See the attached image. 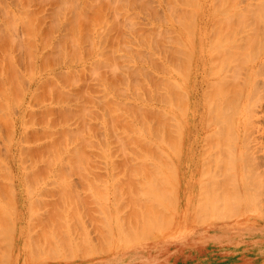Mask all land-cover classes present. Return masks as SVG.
I'll list each match as a JSON object with an SVG mask.
<instances>
[{
	"label": "rangeland",
	"instance_id": "rangeland-1",
	"mask_svg": "<svg viewBox=\"0 0 264 264\" xmlns=\"http://www.w3.org/2000/svg\"><path fill=\"white\" fill-rule=\"evenodd\" d=\"M113 1L0 0V35H3V38H0V80H3L0 83V100L5 104L4 108L6 106L3 110L0 107V263L46 264L59 261L73 256L74 246H91L92 250L95 235H101L102 253L106 256H123L128 260L138 258L146 261L151 256L149 247L156 241L184 243L189 249L193 243L212 240L215 233L222 231L223 234L235 238L239 244L235 247L226 243L211 245V252L218 257V263L264 264V173L261 174L260 171L264 165L259 166L258 163H264V0H115L114 3L117 4ZM95 6L98 7L94 9ZM99 7L103 12L97 10ZM94 12L103 16H92ZM6 25L9 26L8 29ZM83 25L88 28L85 29ZM75 27L79 29H74ZM10 38L12 40H8ZM29 41L31 47L26 44H29ZM71 42L74 44H70ZM57 44L60 47H57ZM153 46H156V49ZM101 47L105 49L101 50ZM106 52L112 53V56L108 54V57H105ZM147 54L151 58H148ZM30 62H33V67ZM124 65L126 66L123 67ZM131 67L133 69H129ZM181 70L183 74L180 75ZM101 71L104 74H101ZM72 78L78 81L74 82ZM103 78L107 80L105 83ZM109 78H112V81ZM170 82H174L180 90L176 89V92L173 89L175 86L172 88ZM143 85L146 87L141 89ZM14 90L18 92L15 93ZM14 94L17 97H13ZM19 94L22 96L18 99ZM170 94L171 99L168 98ZM230 106L233 109L229 108V112L227 108ZM221 107L231 113V118L230 115L228 118L233 120L234 126L231 121L229 125V122L224 120L227 115ZM213 109L218 110L219 120L223 121L222 124L227 123L228 128L225 127L226 124L223 125L225 129L222 128L218 118L216 122L214 117L217 115ZM220 110L225 114L223 120L221 115L219 116ZM133 112L135 116L132 115ZM9 122L14 126L11 127ZM217 129L225 132H220L222 138L216 133ZM248 130L249 135H244ZM171 131L173 133H170ZM251 131L253 132L249 137ZM168 134L172 136L170 139ZM209 136L210 139H207ZM245 136L248 139L244 141ZM229 140H232L230 144ZM225 143L230 147L225 148ZM53 145L59 148V152L56 151L57 148L53 149ZM155 146L160 151L157 152ZM229 153L232 154L230 155L234 162L229 160L233 159L227 155ZM253 155L254 160L251 159ZM217 156L220 158L217 159ZM256 157L261 160L254 164L255 169L256 166L263 168L258 170L257 167L254 173L252 166ZM248 158L250 162L253 161L252 164H247ZM223 160H227L223 162L225 167L235 164V167L231 165L227 174L222 173L225 171L223 169H226L222 164ZM227 162L232 163L226 166ZM244 164H250L251 169L250 165L245 168ZM241 166L250 172L247 170L245 173ZM76 167L90 169L87 176L92 181L88 179L84 183L76 184L72 174ZM99 168L103 173L101 180L98 174L94 173ZM231 169L233 172H229ZM2 173L6 175L2 176ZM254 174L260 180H257ZM95 175L98 176L96 180ZM4 176H7L8 180L3 178ZM234 176L236 179H233ZM247 176H250L249 179ZM248 182L252 184V188ZM95 185L98 188H95ZM2 194L6 200L2 198ZM12 202L14 205H11ZM136 202H140V205ZM202 204L205 208H202ZM162 209L166 210L163 212ZM3 210L6 215L2 213ZM53 211L57 215H53ZM215 215L216 219H223L216 220ZM219 215H225L226 218ZM101 216L106 220L100 218ZM164 221L166 226H163ZM123 225L126 228L123 229ZM143 225L146 229L149 228L148 232ZM108 229L113 233H109ZM127 230L131 234H128ZM53 246H57V249ZM170 248L172 254L178 251L179 245L175 244ZM207 252L209 255L210 252ZM183 255L190 260L200 253L191 249L188 254ZM183 262L185 263L179 261L177 264H184Z\"/></svg>",
	"mask_w": 264,
	"mask_h": 264
},
{
	"label": "bare ground",
	"instance_id": "bare-ground-1",
	"mask_svg": "<svg viewBox=\"0 0 264 264\" xmlns=\"http://www.w3.org/2000/svg\"><path fill=\"white\" fill-rule=\"evenodd\" d=\"M112 1H113V0H112ZM114 1H115V0H114ZM114 1H113V3H114ZM110 2H111V1H110ZM116 2H117V0H116ZM116 2H115V3H116ZM118 2H121V0L118 1ZM125 2H126V1H125ZM93 3H94V2H93ZM93 3H92V4H93ZM115 3H114V4H115ZM97 4L99 5V3H97ZM116 4H117V3H116ZM119 4H120V3H119ZM119 4H118V5H119ZM125 4H126V3H125ZM93 5H94V4H93ZM93 5H92V6H93ZM129 5H130V4H129ZM19 6H20V5H19ZM86 6H87V5H86ZM92 6L89 8L90 10H91ZM121 6H122V4H121ZM123 6H124V4H123ZM96 7H98V6H95L94 9H96ZM85 8H86V7H85ZM99 8H100V9H97V10L103 12V11L101 10V7H99ZM113 8H114V7H113ZM121 8H122V7H121ZM94 9H93V10H94ZM102 9H103V8H102ZM82 10H83V9H82ZM105 10H106V9H105ZM111 10H112V7H111ZM122 10H123V9H122ZM122 10H121V11H122ZM124 10H125V9H124ZM124 10H123V11H124ZM127 10H128V9H127ZM3 11H4V10H3ZM84 11H85V10H84ZM99 11H98V12H99ZM113 11H114V10H113ZM115 11H116V10H115ZM98 12H94V14H92V16H93V15H94V16H97V15H98V17H99V15H100L99 13H100V12H99V13H98ZM86 13H87V12H86ZM105 13H106V12H105ZM84 15H85V14H84ZM105 15H106V14H105ZM79 16H80V15H79ZM102 16H103V15H102ZM102 16L100 15V17H102ZM80 18H81V16H80ZM83 18H84V17H83ZM91 18H93V17H91ZM94 18L96 19V17H94ZM113 18H114V17H113ZM127 18H130V17H127ZM60 19H61V18H60ZM77 19H78V16H77ZM87 19H89V18L87 17ZM109 19H110V18H109ZM79 20H80V19H79ZM91 20H93V19H91ZM96 20H97V19H96ZM98 20H99V19H98ZM103 20H105V19H103ZM103 20H102V21H103ZM80 21H81V20H80ZM93 21H94V20H93ZM107 21H108V20H107ZM107 21H106V22H107ZM112 21H113V20H112ZM114 21H115V20H114ZM116 21H117V20H116ZM116 21H115V22H116ZM83 22H84V21H83ZM109 22H110V21H109ZM115 22H114V23H115ZM4 23H5V21H4ZM33 23H34V22H33ZM84 23H85V22H84ZM87 23H90V22H87ZM80 24H81V23H80ZM92 24H93V23H92ZM92 24H91V25H92ZM108 24H109V23H108ZM85 25L88 26V24H85ZM89 25H90V24H89ZM6 26H7V29H8L9 26H8V25H6ZM53 26H54V25H53ZM79 26H80V25H79ZM79 26H78V27H79ZM83 26H84V25H83ZM87 26H86V27H87ZM111 26H113V25L111 24ZM122 26H123V25H122ZM129 26H130V25H129ZM134 26H135V25H134ZM86 27L84 26L85 29H86ZM88 27H89V26H88ZM88 27H87V28H88ZM90 27H91V26H90ZM94 27H95V26H94ZM126 27H127V26H126ZM1 28H2V27H1ZM79 28H80V27H79ZM79 28L75 27L74 29H79ZM81 28L83 29V27H81ZM100 28H101V27H100ZM108 28H109V27H108ZM122 28H123V27H122ZM123 29H125V28H123ZM0 30H2V29H0ZM26 30H27V29H26ZM99 30H100V29H99ZM84 31H85V30H84ZM0 32H1V31H0ZM163 32H164V30H163ZM28 33H29V31H28ZM79 33H80V32H79ZM84 33H85V32H84ZM95 33H96V32H95ZM109 33H110V31H109ZM124 33H125V32H124ZM168 33H169V31H168ZM1 34H2V33H1ZM3 34H4V33H3ZM81 34H82V33H81ZM96 34H97V33H96ZM125 34H126V33H125ZM189 34H190V33H189ZM79 35H80V34H79ZM85 35H86V34H85ZM132 35H133V34H132ZM163 35H164V34H163ZM163 35H162V37H163ZM167 35H168V34H167ZM5 36H6V35H5ZM86 36H87V35H86ZM1 37L3 38V35H0V38H1ZM81 37H82V36H81ZM100 37H101V36H100ZM43 38H44V37H43ZM43 38H42V39H43ZM84 38H86V37H84ZM139 38H140V37H139ZM139 38H138V40H139ZM154 38H155V36H154ZM164 38H165V35H164ZM164 38H163V39H164ZM81 39H82V38H81ZM108 39H109V41H110L111 37L108 38ZM114 39H115V38H114ZM114 39H113V40H114ZM122 39H123V38H121V40H122ZM151 39H152V38H151ZM151 39H150V40H151ZM163 39H162V40H163ZM167 39H168V38H167ZM178 39H179V38H178ZM178 39H177V40H178ZM5 40H6V39H5ZM8 40H12V39L10 38V39H8ZM8 40H7V41H8ZM43 40H44V39H43ZM106 40H107V39H106ZM130 40H131V39H130ZM138 40H137V41H138ZM155 40H157V39H155ZM159 40H161V38H160ZM164 40H165V39H164ZM177 40H176V41H177ZM1 41H3V40H1ZM71 41H72V40H71ZM90 41H91V39H90ZM167 41H169V40H167ZM3 42H4V41H3ZM5 42H6V41H5ZM44 42H45V40H44ZM44 42H43V43H44ZM64 42H65V41H64ZM72 42H73V41H72ZM72 42H71L70 44H74V43H72ZM77 42H78V41H77ZM92 42H93V39H92ZM100 42L102 43V41H100ZM103 42H105V39H104V38H103ZM111 42H112V41H111ZM119 42H120V41H119ZM129 42H130V41H129ZM156 42H158V40H157ZM156 42H155V44H156ZM9 43H10V42H9ZM46 43H47V42H46ZM62 43H63V40H62ZM93 43H94V42H93ZM112 43H113V42H112ZM114 43H115V41H114ZM122 43H123V42H122ZM136 43H137V42H136ZM152 43H153V42H152ZM179 43H182V42H179ZM5 44H7V43H5ZM13 44H14V43H13ZM26 44L29 45V46L31 47V45H30V41H29V44H28V42H27ZM60 44H61V43H60ZM63 44H64V46H65V43H63ZM106 44H107V43H106ZM109 44H110V43H109ZM132 44H133V42L131 43V45H132ZM139 44H140V43H139ZM143 44H144V43H143ZM164 44H166L165 41H164ZM0 45H1V44H0ZM35 45H36V44H35ZM43 45H44V44H43ZM45 45H46V44H45ZM99 45H100V44H99ZM107 45H108V44H107ZM147 45H148V44H147ZM1 46H2V45H1ZM87 46H89V44H87ZM120 46H121V43H120ZM143 46H144V45H143ZM183 46H184V44H183ZM25 47H26V46H25ZM33 47H34V46H33ZM33 47H32V48H33ZM55 47H56V45H55ZM57 47H60V46H58V44H57ZM77 47H78V46H77ZM104 47H105V46H104ZM125 47H126V46H125ZM129 47H130V46H129ZM153 47H154V46H153ZM160 47L162 48V46H160ZM171 47H172V46H171ZM179 47H180V46H179ZM61 48H62V47H61ZM75 48H76V47H75ZM75 48H74V50H75ZM90 48H91V47H90ZM96 48H97V47H96ZM121 48H122V47H121ZM130 48H131V47H130ZM154 48L156 49V46H155ZM161 48H160V49H161ZM165 48H166V46H165ZM34 49H35V48H34ZM57 49H58V48H57ZM102 49H103V48L101 47V50H102ZM104 49H105V48H104ZM104 49H103V50H104ZM108 49H109V47H108ZM115 49H116V48H115ZM131 49H132V48H131ZM162 49H163V48H162ZM26 50H27V49H26ZM61 50H62V49H61ZM110 50H111V49H110ZM113 50H114V49H113ZM169 50H170V49H169ZM177 50H178V49H177ZM186 50H187V49H186ZM4 51H5V50H4ZM62 51H63V50H62ZM64 51H65V50H64ZM108 51H109V50H108ZM111 51H112V50H111ZM118 51H119V50H118ZM123 51H124V50H123ZM172 51H173V50H172ZM179 51L181 52V50H179ZM115 52H116V50H115ZM115 52H114V53H115ZM141 52H142V51H141ZM166 52H167V51H166ZM174 52H176L175 49H174ZM3 53H4V52H3ZM65 53H66V51H65ZM129 53H130V52H129ZM133 53H134V52H133ZM102 54L104 55L103 52H102ZM106 54H107V52H106ZM106 54H105V55H106ZM108 54H109V53H108ZM108 54H107V56H105V57H108ZM111 54H112V53H111ZM111 54H109V55H111ZM131 54H132V53H131ZM134 54H135V53H134ZM134 54H133V56H135L136 54H138V56L140 55V54L137 53V52H136L135 55H134ZM176 54H177V53H176ZM183 54H184V52H183ZM147 55H148V54H147ZM150 55H151V54H150ZM165 55H166V54H165ZM165 55H164V56H165ZM185 55H187V53H186ZM9 56H11V55H9ZM111 56H112V55H111ZM113 56H114V55H113ZM140 56H141V55H140ZM154 56H155V55H154ZM169 56L171 57L172 54L169 55ZM49 57H51V56H49ZM102 57H103V56H102ZM109 57H110V56H109ZM147 57L149 58L150 56L148 55ZM161 57H162V54H161ZM187 57H188V56H187ZM6 58H7V57H6ZM8 58H9V57H8ZM8 58H7V59H8ZM45 58H46V57H45ZM45 58H44V59H45ZM57 58H58V57H57ZM103 58H104V57H103ZM123 58H124V57H123ZM128 58H129V57H128ZM150 58H151V57H150ZM184 58H185V57H184ZM9 59H10V58H9ZM11 59H12V56H11ZM44 59H43V60H44ZM46 59H47V58H46ZM50 59H51V58H50ZM52 59H53V58H52ZM55 59H56V58H55ZM70 59H71V58H70ZM118 59H119V57H118ZM146 59H147V58H146ZM172 59H173V58H172ZM178 59H180V57H179ZM178 59H177V60H178ZM56 60H57V59H56ZM108 60H109V58H108ZM114 60L116 61V59H114ZM119 60H120V59H119ZM125 60H127V59H125ZM130 60H131V58H130ZM140 60H141V59H140ZM155 60H156V59H155ZM185 60H186V59H185ZM0 61H1V60H0ZM5 61H6V60H5ZM51 61H52V60H51ZM53 61H54V60H53ZM53 61H52V62H53ZM71 61H72V60H71ZM121 61H122V60H121ZM128 61H129V60H128ZM135 61H136V60H135ZM142 61H143V60H142ZM173 61H174V60H173ZM173 61H172V62H173ZM43 62L45 63V61H43ZM96 62H97V61H96ZM104 62H105V61H104ZM104 62H101V63L103 64ZM150 62H151V59H150ZM156 62H157V61H156ZM159 62H160V61H159ZM169 62H170V61H169ZM175 62H177V61H175ZM179 62H180V61H179ZM30 63H31L30 65L33 67V62H30ZM49 63H50V61H49ZM113 63H114V62H113ZM113 63H112V64H113ZM116 63H117V61H116ZM118 63H120V62H118ZM122 63H123V61H122ZM188 63H189V62H188ZM52 64H53V63H52ZM94 64H95V63H94ZM106 64H107V63H106ZM123 64H124V63H123ZM126 64H127V63H126ZM170 64H171V63H170ZM173 64H174V63H173ZM175 64H176V63H175ZM41 65H42V64H41ZM44 65H45V64H44ZM50 65H51V64H50ZM53 65H54V64H53ZM56 65H57V64H56ZM116 65H117V64H116ZM118 65H119V64H118ZM181 65H182V64H181ZM28 66H29V65H28ZM31 66H30V67H31ZM95 66H96V64H95ZM95 66L93 65V67H95ZM98 66H99V63H98ZM119 66H120V65H119ZM125 66H126V65H124L123 67H125ZM160 66H161V65H160ZM186 66H187V65H186ZM47 67H48V66H47ZM132 67H133V66H132ZM132 67L129 68V69H133ZM151 67H152V66H151ZM155 67H156V66H155ZM161 67H162V66H161ZM176 67H178V65H177ZM1 68H2V67H1ZM14 68H15V67H14ZM18 68H19V67H18ZM45 68H46V66H45ZM50 68H51V67H50ZM98 68H99V67H98ZM29 69H30V68H29ZM43 69H44V67H43ZM123 69H124V68H123ZM156 69H157V68H156ZM162 69H163V68H162ZM177 69H178V68H177ZM4 70H5V69H4ZM44 70H45V69H44ZM84 70H85V69H84ZM84 70H82V72H83ZM88 70L90 71V69H88ZM91 70H92V69H91ZM97 70H98V69H97ZM7 71H8V70H7ZM23 71H24V70H23ZM25 71H26V70H25ZM28 71H29V70H28ZM99 71H100V70H99ZM175 71H176V70H175ZM178 71H179V70H177L176 72H178ZM181 71H182V70H181ZM9 72H10V70L8 71V73H9ZM12 72H13V71H12ZM12 72H11V73H12ZM135 72H137V71L135 70ZM135 72H133V73L135 74ZM139 72H140V69H139ZM143 72H145V71H143ZM149 72H150V70H149ZM168 72H169V71H168ZM31 73H32V72H31ZM41 73H42V72H41ZM41 73H40V74H41ZM102 73H103V72L101 71V74H102ZM133 73H132V74H133ZM5 74H6V73H5ZM93 74H94V73H93ZM103 74H104V73H103ZM105 74H107V73H105ZM134 74H133V75H134ZM178 74H179V73H178ZM181 74H183V71L180 73V75H181ZM1 75H2V74H1ZM73 75H74V74H73ZM76 75H77V74H76ZM111 75H112V74H111ZM113 75H114V74H113ZM113 75H112V76H113ZM137 75L139 76V74H137ZM137 75H136V77H138ZM140 75H141V74H140ZM144 75H145V74H144ZM8 76H10V75L8 74ZM58 76H59V75H57V77H58ZM74 76H75V75H74ZM79 76H80V75H79ZM105 76H106V75H105ZM112 76H111V77H112ZM186 76H187V75H186ZM11 77H12V75H11ZM61 77H62V75H61ZM142 77H143V76H142ZM62 78H63V77H62ZM122 78H123V77H122ZM144 78H145V77H144ZM147 78H148V76H147ZM183 78H185V77L183 76ZM5 79H6V78H5ZM48 79H49V78H48ZM50 79H51V78H50ZM103 79H104V78H103ZM109 79L111 80L112 78H109ZM136 79H137V78H136ZM7 80H8V77H7ZM22 80H23V79H22ZM46 80H47V79H46ZM58 80H59V79H58ZM61 80H62V79H61ZM64 80H66V79L64 78ZM73 80H74V78H72V81H73ZM76 80H77V79H76ZM76 80H74V82H75ZM101 80H102V79H101ZM123 80H124V79H123ZM162 80H163V79H162ZM166 80H167V79H166ZM1 81L3 82V80H0V83H1ZM17 81H18V80H17ZM62 81H63V80H62ZM72 81H71V82H72ZM77 81H78V80H77ZM99 81H100V80H99ZM103 81H104V83H105V81H107V80L104 79ZM111 81H112V80H111ZM128 81H129V80H128ZM108 82H109V81H108ZM119 82H120V81H119ZM138 82H140V81L138 80ZM145 82H146V81H145ZM152 82H153V81H152ZM161 82H162V81H161ZM175 82H176V81H175ZM13 83H14V82H13ZM50 83H51V82H50ZM52 83H53V81H52ZM54 83H55V82H54ZM99 83H100V82H99ZM106 83H107V82H106ZM111 83H112V82H111ZM111 83H110V84H111ZM122 83H125V84H126V82H122ZM127 83H128V82H127ZM155 83H156V82H155ZM155 83H154V84H155ZM9 84H10V83H9ZM14 84H16V83H14ZM74 84H76V83H74ZM74 84H73V85H74ZM97 84H98V83H97ZM108 84H109V83H108ZM125 84H124V85H125ZM141 84H142V82H141ZM143 84H144V83H143ZM166 84H167V83H166ZM170 84H172V88H173V86H175V88H173V89H175V91H176V89L178 88V86L176 87V85L174 84V82H173V83L170 82ZM67 85H68V84H67ZM73 85H72V86H73ZM120 85H121V84H120ZM128 85H129V84H128ZM144 85H145V84H144ZM144 85L142 86L143 88H141V89H144V87H146V86H144ZM125 86H126V85H125ZM133 86H134V85H133ZM10 87H11V86H10ZM13 87H15V86L13 85ZM111 87H112V85H111ZM131 87H132V86H131ZM151 87H152V86H151ZM157 87H158V86H157ZM42 88H43V87H42ZM54 88H55V87H54ZM56 88H57V87H56ZM58 88H59V87H58ZM114 88H115V87H114ZM114 88H113L112 90H114ZM128 88H129V87H128ZM132 88H134V87H132ZM160 88H161V87H160ZM160 88H158V89H160ZM162 88H163V87H162ZM169 88H170V86H169ZM11 89H12V88H11ZM11 89H10V91H11ZM15 89H16V88H15ZM40 89H41V88H40ZM134 89H135V88H134ZM155 89H156V88H155ZM164 89H165V87H164ZM17 90H18V89H17ZM129 90H130V89H129ZM179 90H180V88L177 89V91H179ZM15 91H16V90H14V92H15ZM36 91H37V89H36ZM38 91H39V90H38ZM101 91H103V90H101ZM109 91H110V90H109ZM127 91H128V90H127ZM160 91H161V90H160ZM177 91H176V92H177ZM4 92H5V91H4ZM17 92H18V91H16L15 93H17ZM138 92H139V91H138ZM176 92H175V93H176ZM180 92H182V91H180ZM229 92H230V91H229ZM0 93H1V92H0ZM11 93H12V92H11ZM136 93H137V91H136ZM155 93H156V91H155ZM155 93H154V95H156ZM182 93H183V92H182ZM182 93H181V94H182ZM226 93H227V92H226ZM1 94H2V93H1ZM5 94H6V93H5ZM38 94H39V93H38ZM84 94H85V92H84ZM147 94H148V93H147ZM160 94H161V93H160ZM160 94H159V95H160ZM230 94H233V93L230 92ZM6 95H7V94H6ZM27 95H28V94H27ZM34 95H36V94H34ZM105 95H106V94H105ZM170 95H171V94H170ZM173 95H174V94H173ZM223 95H225V94L223 93ZM236 95H237V94H236ZM236 95H235V97H236ZM3 96H4V95H2V97H3ZM11 96H12V95H11ZM14 96H16V95L14 94L13 97H14ZM21 96H22V94H21V95L19 94L18 99L21 98ZM41 96H42V95H41ZM86 96H87V95H86ZM157 96H158V94H157ZM160 96H161V95H160ZM184 96H185V95H184ZM216 96H217V94H216ZM218 96H219V95H218ZM5 97H6V96H5ZM5 97H4V100H5ZM16 97H17V96H16ZM16 97H15V98H16ZM34 97H36V96H34ZM90 97H91V96H90ZM102 97H103V96H102ZM102 97H101V98H102ZM106 97H107V95H106ZM106 97H105V98H106ZM139 97H140V95H139ZM162 97H163V96H162ZM170 97H172V95L169 96L168 98L171 99ZM231 97H232V96H231ZM0 98H1V97H0ZM40 98H41V97H40ZM173 98H174V96H173ZM173 98H172V99H173ZM175 98H179V97H175ZM185 98H186V97H185ZM185 98H184V99H183V98H180V99L185 100ZM223 98H224V97H223ZM226 98H228V97L226 96ZM233 98H234V96H233ZM1 99H2V98H1ZM32 99H33V98H32ZM34 99H35V98H34ZM65 99H66V98H65ZM67 99H69V98H67ZM102 99H103V98H102ZM169 99H168V101H169ZM209 99H210V98H209ZM234 99H235V98H234ZM6 100H7V99H6ZM13 100H15V99H13ZM35 100H37V97H36ZM38 100H39V99H38ZM163 100H164V99H163ZM246 100H247V99H246ZM40 101H41V99H40ZM40 101H39V102H40ZM68 101H69V100H68ZM108 101H109V100H108ZM161 101H162V100H161ZM209 101H210V100H209ZM211 101H212V98H211ZM237 101H238V100H237ZM11 102H12V101H11ZM105 102H106V101H105ZM183 102H184V101H183ZM185 102H186V101H185ZM227 102H228V100H227ZM234 102H235V101H234ZM41 103H42V102H41ZM44 103H45V102H44ZM61 103H62V102H61ZM111 103H112V102H111ZM206 103H207V102H206ZM14 104H16V103L14 102ZM14 104H13V106H16V105H14ZM42 104H43V103H42ZM165 104H166V103H165ZM215 104H216V103H215ZM224 104H225V102H224ZM228 104H229V103H228ZM230 104H231V103H230ZM232 104H233V103H232ZM4 105H5V104L3 103V101L0 100V107H1V110H3ZM115 105H116V104H115ZM169 105H171V104H169ZM178 105H180V104H178ZM74 106H76V105H74ZM119 106H120V105H119ZM172 106H173V105H172ZM214 106H215V105H213V107H214ZM221 106H222V105H221ZM227 106H228V105H227ZM227 106H226V107H227ZM235 106H236V105H235ZM173 107H174V106H173ZM15 108H16V107H15ZM63 108H64V107H63ZM141 108H142V107H141ZM174 108H175V107H174ZM176 108H178V107L176 106ZM184 108H185V106H184L182 109L184 110ZM229 108H231V106L227 108L228 111L230 110ZM248 108H249V107H248ZM4 109H6V106H5ZM13 109H14V107H13ZM68 109H69V108H68ZM182 109H181V110H182ZM186 109H187V108H186ZM215 109H216V106H215ZM215 109H213V110L216 111ZM223 109H224V108L221 107V110H223ZM231 109H233V107H232ZM245 109H246V108H245ZM60 110H61V109H60ZM65 110H66V109H65ZM118 110H119V109H118ZM156 110H157V109H156ZM213 110H212V111H213ZM221 110H220V113H221V114L219 113V116L221 115L220 118H222V120H223V119H224V118H223V117H224L223 115L226 114L227 116H225V117H226L227 119H224V120H225L226 122H229V125H230V121H231V120L228 118V115H230V118H231V113H227V111H225V110H226V108H225V109H224V113H225V114H222L223 111H221ZM249 110H250V109H249ZM14 111H15V110H14ZM14 111H13V112H14ZM42 111H44V110H42ZM42 111H41V112H42ZM66 111H68V110H66ZM217 111H218V110H217ZM217 111H216V115H217V113H218ZM59 112H60V111H59ZM122 112H123V111H122ZM134 112H135V111H134ZM134 112H133V114H132L133 116H135V115H134ZM153 112H155V110H154ZM229 112H230V111H229ZM238 112H239V111H238ZM43 113H44V112H43ZM57 113H58V111H57ZM62 113H63V112H62ZM91 113H92V112H91ZM129 113H130V111H129ZM249 113H250V112H249ZM0 114H1V113H0ZM40 114H41V113H40ZM67 114H68V113H67ZM93 114H94V112H93ZM93 114H92V115H93ZM106 114H107V113H106ZM111 114H112V113H111ZM140 114H141V113H140ZM156 114H157V112H156ZM181 114H182V113H181ZM214 114H215V113H214ZM235 114H236V113H235ZM87 115H89V114H87ZM90 115H91V114H90ZM128 115H129V114H128ZM132 115H131V116H132ZM149 115H150V113H149ZM216 115H215V116H216ZM1 116H2V115H1ZM6 116H7V115H6ZM38 116H40V115H38ZM62 116L64 117V115H62ZM78 116H79V115H78ZM78 116H77V117H78ZM150 116H151V115H150ZM152 116H153V115H152ZM154 116H155V115H154ZM232 116H233V115H232ZM79 117H80V116H79ZM115 117H116V116H115ZM159 117H160V116H159ZM159 117H158V118H159ZM165 117H166V116H165ZM167 117H168V116H167ZM167 117H166V118H167ZM234 117H235V116H234ZM18 118H19V117H18ZM34 118H35V117H34ZM44 118H45V117H44ZM101 118H102V117H101ZM111 118H112V116H111ZM133 118H134V117H133ZM214 118L216 119V122H217L218 115H217V117H214ZM2 119H3V118H2ZM58 119H59V118H58ZM63 119H64V118H63ZM77 119H78V118H77ZM104 119H105V116H104ZM127 119H128V118H127ZM32 120H33V119H32ZM34 120H35V119H34ZM45 120H46V119H45ZM59 120H60V119H59ZM65 120H66V119H65ZM102 120H103V118H102ZM107 120H109V119H107ZM112 120H113V119H112ZM128 120H129V119H128ZM159 120H160V119H159ZM218 120H219V118H218ZM0 121H1V120H0ZM25 121H26V120H25ZM62 121H64V120H62ZM78 121H79V120H78ZM99 121H100V120H99ZM109 121H110V120H109ZM156 121H157V120H156ZM165 121H166V120H165ZM219 121H220V120H219ZM225 121H224V122H225ZM232 121H233V120H232ZM232 121H231V122H232ZM13 122H14V121H13ZM59 122H60V121H59ZM222 122H223V121H222ZM222 122H221V121L219 122V123H221V124H219V125H221L222 128H224L223 125H225V124H226L225 127H227V128L229 127L227 123H223V124H222ZM28 123H31V122L28 121ZM36 123H37V122H36ZM46 123H47V120H46ZM112 123H113V122H112ZM157 123H158V122H157ZM213 123H214V120H213ZM9 124H10V122H9ZM97 124H98V123H97ZM168 124H169V123H168ZM232 124H233V122H232ZM250 124H251V123H250ZM10 125H11V124H10ZM24 125H25V124H24ZM28 125H29V124H28ZM35 125H36V124H35ZM215 125H216V124H215ZM217 125H218V124H217ZM219 125H218V127H220ZM13 126H14V125H11V127H13ZM25 126H27V125H25ZM232 126H234V124H233ZM249 126H250V125H249ZM15 127H17V126H15ZM109 127H110V126H109ZM112 127H113V126H112ZM246 127H247V126H246ZM181 128H182V127H181ZM239 128H240V127H239ZM6 129H7V128H6ZM14 129H15V128H14ZM219 129H220V128H219ZM219 129H217V132H216V131H215V132H216V133L219 135V137H220V136H221V135H220V132H221L220 130H221V129H220V130H219ZM224 129H225V128H224ZM231 129H233V127H232ZM247 129H248V127H247ZM7 130H8V129H7ZM17 130H18V129H17ZM228 130H229V129H228ZM228 130H227V131H228ZM249 130H250V129H249ZM249 130H248V132H246V131H247V130H246V131H245L246 134H245V133H243V134L248 136V135H249V134H248V133H249ZM252 130H253V129H252ZM32 131H33V130H32ZM51 131H52V130H51ZM82 131H83V130H82ZM112 131H113V130H112ZM218 131H219V132H218ZM222 131H223V130H222ZM224 131H225V130H224ZM231 131H232V130H231ZM231 131H230V132H231ZM253 131H254V130H253ZM253 131L250 132V136H249V137H251V134H252ZM0 132H1V130H0ZM14 132H15V130H14ZM34 132H35V131H34ZM37 132H38V131H37ZM42 132L44 133V131H42ZM42 132H41V133H42ZM45 132H46V131H45ZM64 132H65V134H66V131H64ZM152 132H153V131H152ZM166 132H167V130H166ZM168 132H169V130H168ZM232 132H233V131H232ZM263 132H264V131H263ZM8 133H9V132H8ZM25 133H26V132H25ZM38 133H39V132H38ZM43 133H42V134H43ZM49 133H50V130H49ZM49 133H48V134H49ZM54 133H55V132H54ZM103 133H104V132H103ZM116 133H117V132H116ZM120 133H121V132H120ZM170 133H173V132L171 131ZM222 133H223V132H221V134H222ZM224 133H225V132H224ZM224 133H223V134H224ZM227 133H228V132H226V135H227ZM16 134H17V133H16ZM36 134H37V133H36ZM45 134H46V133H45ZM61 134H62V133H61ZM61 134H60V135H61ZM69 134H70V132H69ZM81 134H82V133H81ZM153 134H154V133H153ZM159 134H160V133H159ZM241 134H242V133H241ZM254 134H255V133H254ZM43 135H44V134H43ZM43 135H42V136H43ZM49 135H50V134H49ZM58 135H59V134H58ZM58 135H57V136H58ZM67 135H68V134H67ZM93 135H94V134H93ZM114 135H115V134H114ZM123 135H124V134H123ZM228 135H229V134H228ZM231 135H232V134H231ZM233 135H234V134H233ZM11 136H12V135H11ZM51 136H52V135H51ZM109 136H110V135H109ZM224 136H225V135H224ZM8 137H9V135H8ZM15 137H16V136H15ZM27 137H28V136H27ZM60 137H61V139H63L62 136H60ZM72 137H73V136H72ZM72 137H71V138H72ZM114 137H116V136H114ZM120 137H121V136H120ZM157 137H158V136H156V138H157ZM169 137H172V136H169V134H168V139H170ZM222 137H223V136H222ZM222 137H220V138H222ZM232 137H233V136H231V138H232ZM6 138H7V137H6ZM39 138H40V137H39ZM50 138H52V137H50ZM56 138H57V137H56ZM58 138H59V137H58ZM58 138H57V139H58ZM128 138H129V137H128ZM132 138H133V137H132ZM138 138H140V137H138ZM163 138H164V137H163ZM234 138H235V137H234ZM47 139H48V138H47ZM53 139H54V138H52V140H53ZM159 139H160V138H159ZM161 139H162V138H161ZM171 139H172V138H171ZM173 139H174V136H173ZM176 139H178V138H176ZM207 139H210V136H209V138L207 137ZM223 139H224V138H223ZM223 139H221V140H223ZM226 139L228 140L229 138L226 136ZM245 139H248V137L246 138V136H245V138H244L243 140L245 141ZM39 140H40V139H39ZM39 140H38V141H39ZM74 140H75V139H74ZM81 140H82V139H81ZM126 140H127V139H126ZM134 140H135V139H134ZM227 140H226V141H227ZM233 140H234V139H233ZM16 141H17V140H16ZM28 141H29V140H28ZM97 141H98V140H97ZM103 141H104V140H103ZM123 141H124V140H123ZM149 141H150V140H149ZM219 141H220V140H219ZM223 141H224V140H223ZM226 141H225V142H226ZM229 141H230V140H229ZM231 141H232V140H231ZM231 141L228 142V143L230 144ZM47 142H49V141L47 140ZM75 142H76V141H75ZM77 142H78V141H77ZM87 142H88V140H87ZM112 142H113V141H112ZM117 142H118V141H117ZM128 142H129V141H128ZM128 142H127V143H128ZM159 142H160V141H159ZM234 142H235V141H234ZM6 143H7V142H6ZM10 143H11V142H10ZM13 143H14V142H13ZM26 143H27V142H26ZM49 143H50V142H49ZM62 143L64 144V141H63ZM115 143H116V142H115ZM127 143H125V144L127 145ZM164 143H165V142H164ZM166 143H167V142H166ZM169 143H170V142H169ZM232 143H233V142H232ZM53 144H54V143H53ZM63 144H62V145H63ZM89 144H90V143H89ZM111 144H113V143H111ZM225 144H226V143H225ZM229 144H228V146L230 147ZM26 145H27V144H26ZM56 145H57V144H56ZM62 145H61V146H62ZM76 145H77V144H76ZM92 145H93V144H92ZM118 145H119V144H118ZM120 145H121V144H120ZM120 145H119V146H120ZM128 145H129V143H128ZM148 145H149V144H148ZM165 145H166V144H165ZM231 145H232V144H231ZM63 146H65V145H63ZM78 146H79V145H78ZM80 146H81V145H80ZM82 146H83V145H82ZM119 146H118V148H121V147H119ZM153 146H154V145H153ZM224 146H227V144L224 145ZM228 146L225 147V148H228ZM155 147H156V146H155ZM219 147H220V143H219ZM232 147H233V146H232ZM28 148H29V147H28ZM38 148H39V147H38ZM56 148H57V149H56ZM61 148H62V147H60V150H61ZM80 148H81V147H80ZM88 148H89V145H88ZM93 148H94V147H93ZM147 148H148V147H147ZM151 148H153V147H151ZM217 148H218V146H217ZM222 148H223V147H222ZM244 148H245V147H244ZM249 148H250V146H249ZM30 149H31V148H30ZM42 149H43V148H42ZM53 149H56V151H57L59 148H58L57 146L54 147V145H53ZM65 149H68V148L65 147ZM156 149H157V147H156ZM45 150H46V149H45ZM62 150H63V149H62ZM77 150H78V149H77ZM79 150H81V149H79ZM86 150H88V149H86ZM153 150H154V149H153ZM231 150H232V149H231ZM3 151H4V149H3ZM21 151H22V149H21ZM54 151H55V150H54ZM63 151H66V150H63ZM119 151H120V150H119ZM156 151L158 152V151H160V150L157 149ZM218 151L220 152V149H218ZM233 151H235V150H233ZM233 151H232V152H233ZM245 151H246V150H245ZM4 152H5V151H4ZM43 152H44V151H43ZM48 152H49V150H48ZM58 152H59V150H58ZM76 152H77V151H76ZM82 152H85V151H82ZM127 152H128V151H127ZM152 152H153V151H152ZM157 152H156V154H158ZM221 152H222V151H221ZM225 152H226V151H225ZM229 152H230V151H229ZM41 153H42V152H41ZM50 153H51V152H50ZM67 153H68V152H67ZM77 153H80V152L78 151ZM77 153H75V154H77ZM87 153H88V152H87ZM94 153H95V152H94ZM121 153H122V152H121ZM124 153H125V152H124ZM226 153H227V152H226ZM233 153H234V152H233ZM244 153H245V152H244ZM248 153H250V152H248ZM69 154H70V153H69ZM69 154H68V155H69ZM125 154H126V153H125ZM153 154H154V153H153ZM159 154H160V152H159ZM159 154H158V155H159ZM161 154H162V153H161ZM168 154H169V153H168ZM224 154H225V153H224ZM230 154H231V153H229V154H227V155H229V157H232V156H231L232 154H231V155H230ZM5 155H6V154H5ZM38 155H39V154H38ZM48 155H49V154H48ZM80 155H81V154H80ZM82 155H83V153H82ZM87 155H88V154H87ZM146 155H147V154H146ZM249 155H250V154H249ZM95 156H96V155H95ZM95 156H93V157H95ZM97 156H98V155H97ZM163 156H164V155H163ZM224 156H226V154H225ZM244 156H245V158H247L246 155H244ZM251 156H252V155H251ZM7 157H8V156H7ZM7 157H6V158H7ZM105 157H106V156H105ZM111 157H112V156H111ZM145 157H146V156H145ZM159 157H160V156H159ZM218 157L220 158V156H217V159H218ZM227 157H228V156H227ZM67 158H68V156H67ZM97 158H98V157H97ZM146 158H147V157H146ZM232 158H233V157H232ZM245 158H244V159H245ZM254 158H255V157H254V155H253V158H251V159L254 160ZM42 159H44V158H42ZM82 159H83V158H82ZM82 159H81V160H82ZM86 159H87V158H86ZM111 159H112V158H111ZM225 159H226V158H225ZM22 160H23V159H22ZM25 160H26V159H25ZM90 160H91V159H90ZM96 160H97V159H96ZM164 160H165V158H164ZM215 160H216V159H215ZM221 160H222V159H221ZM229 160L232 161V162L235 161L234 158H233V159L229 158ZM233 160H234V161H233ZM239 160H241V159H239ZM246 160H247V164L251 161L249 158L246 159ZM248 160H249V161H248ZM260 160H261V159H260ZM260 160H258L257 157H256V162H255V161H254V163H253V161L250 162L251 164L253 163V166H252V167H254V164H255V163L257 164V162L260 161ZM35 161H36V160H35ZM38 161H39V160H38ZM52 161H54V160H52ZM100 161H101V160H100ZM209 161H210V160H209ZM226 161H227V160H225V162H226ZM242 161H243V160H242ZM263 161H264V159H262V162H263ZM24 162H25V161H24ZM48 162H49V161H48ZM89 162H91V161H89ZM218 162H220V161H218ZM223 162H224V160L222 161V164H223V166H224V165H225V164H224L225 162H224V163H223ZM232 162H227V163H226V166H227L228 163L231 164ZM245 162H246V161H245ZM260 162H261V161H260ZM260 162H258V163H259V166H260V165L263 166L264 163H260ZM30 163H31V162H30ZM53 163H54V162H53ZM53 163H52V164H53ZM91 163H92V162H91ZM93 163H95V161H94ZM220 163H221V162H220ZM220 163H219V164H220ZM241 163H242V162H241ZM243 163H244V162H243ZM52 164L50 163V165H52ZM84 164H86V163L84 162ZM98 164H99V163H98ZM101 164H102V163H101ZM104 164H105V163H104ZM111 164H112V163H111ZM133 164H134V163H133ZM137 164H138V163H137ZM145 164H147V163H145ZM151 164H152V163H151ZM201 164H202V163H201ZM230 164H229V165H230ZM247 164H246V165L244 164V165H245V168H246ZM32 165H33V163H32ZM53 165H54V164H53ZM86 165H87V164H86ZM93 165H94V164H93ZM147 165H148V164H147ZM231 165H232V164H231ZM231 165H230V167H231ZM234 165H235V164H233L232 166L235 167ZM249 165H250V164H249ZM249 165H248V166H249ZM46 166H47V165H46ZM98 166H99V165H98ZM105 166H106V165H105ZM144 166H145V165H144ZM149 166H150V165H149ZM204 166H205V165H204ZM248 166H247V167H248ZM255 166H256V165H255ZM259 166H256V169H257V167H258V170H260V168H261L262 166H261V167H259ZM95 167H96V165H95ZM107 167H108V166H107ZM153 167H154V166H153ZM201 167H202V166H201ZM220 167H221V166H220ZM227 167H228V166H227ZM227 167L224 166V168H226V169H223V170H225V171H223L222 173L225 172V173L227 174V170L230 169V167H228V169H227ZM233 167H232V168H233ZM241 167H242V166H241ZM1 168L3 169V168H5V167H1ZM35 168L37 169L38 167H35ZM48 168H49V166H48ZM48 168H47V170H48ZM57 168H58V167H57ZM142 168H144V167H142ZM207 168H208V167H207ZM242 168H243V167H242ZM262 168H263V167H262ZM36 169H35V170H36ZM68 169H70V167H69ZM68 169H66V170L68 171ZM131 169H132V168H131ZM233 169H235V168H233ZM233 169H231L229 172H231ZM243 169H244V168H243ZM250 169H251V165H250ZM254 169H255V167H254ZM256 169L254 170V171H255L254 173H256ZM263 169H264V168H263ZM263 169L260 170V171H261V174L264 173V172H262ZM5 170H7V169L5 168ZM8 170H9V169H8ZM38 170H39V169H38ZM114 170H115V169H114ZM148 170H149V169H148ZM205 170H206V169H205ZM208 170H209V169H208ZM244 170H245V169H244ZM244 170H242V171L244 172ZM247 170L249 171V169H247ZM247 170H245V173H246ZM258 170H257V171H258ZM36 171H37V170H36ZM43 171H46V170L44 169ZM54 171H55V170H54ZM58 171H59V170H58ZM144 171H145V170H144ZM171 171H172V170H171ZM210 171H211V170H210ZM252 171H253V170H252ZM133 172L136 173L134 170H133ZM175 172H176V170H175ZM202 172H204V170H203ZM229 172H228V175L231 176V174H229ZM232 172H233V171H232ZM249 172H250V171H249ZM249 172H247V173H249ZM45 173H47V171H46ZM70 173H71V172H70ZM220 173H221V172L219 171V174H218V175H220ZM245 173H244V174H245ZM257 173H258V176L260 177L261 175L259 174V172H257ZM4 174H5V173H4ZM4 174L2 173V176H3ZM27 174H28V173H27ZM138 174H139V173H138ZM201 174H202V173H201ZM215 174L217 175L216 172H215ZM233 174H234V173H233ZM250 174H251V173H250ZM5 175H6V174H5ZM8 175H9V174H8ZM33 175H34V174H33ZM33 175H32V179L34 180ZM52 175H53V174H52ZM54 175H55V174H54ZM69 175H70V174H69ZM210 175H211V173H210ZM210 175H209V176H210ZM212 175H213V174H212ZM216 175H215V176H216ZM254 175L257 176L256 174H254ZM0 176H1V175H0ZM34 176H36V175H34ZM83 176H84V175H83ZM86 176H87V175H86ZM133 176H134V175H133ZM147 176H148V175H147ZM160 176H161V175H160ZM213 176H214V175H213ZM232 176H233V175H232ZM252 176H253V175H252ZM258 176H257V180H260V178H258ZM263 176H264V175H263ZM263 176H262V177H263ZM53 177H54V176H53ZM164 177H165V176H164ZM172 177H173V176H172ZM222 177H223V176H222ZM224 177H226V176H224ZM234 177H235V178H233V179H236V176H234ZM248 177H250V176H247V178H248ZM3 178L7 179V176H4ZM209 178H210V177H209ZM226 178H227V177H226ZM231 178H232V177H231ZM254 178H255V177H254ZM5 179H4V180H5ZM29 179H30V178H29ZM35 179H36V177H35ZM84 179H85V178H84ZM89 179H90V178H89ZM133 179H134V178H133ZM173 179H174V178H173ZM203 179H204V178H203ZM223 179H224V178H223ZM229 179H230V178H229ZM245 179H246V177H245ZM248 179H249V178H248ZM252 179H253V178H252ZM262 179H264V178H262ZM7 180H8V179H7ZM36 180H37V179H36ZM39 180H40V179H39ZM79 180H80V179H79ZM85 180H86V179H85ZM90 180H91V179H90ZM131 180H132V177H131ZM154 180H155V179H154ZM224 180H225V179H224ZM224 180H223V181H224ZM246 180H247V179H246ZM246 180H245V181H246ZM254 180H255V179H254ZM9 181H10V180H9ZM34 181H35V180H34ZM91 181H92V180H91ZM98 181H99V180H98ZM132 181H133V180H132ZM138 181H139V180H138ZM157 181H158V180H157ZM208 181H209V180H208ZM234 181H236V180H234ZM248 181H249V180H248ZM262 181H263V180H262ZM103 182H104V181H103ZM136 182H137V181H136ZM158 182H160V181H158ZM209 182H210V181H209ZM209 182H208V184H209ZM213 182H214V181H213ZM220 182H221V181H220ZM226 182H227V181H226ZM257 182H259V181H257ZM3 183H4V182H3ZM5 183L7 184V182H5ZM106 183H107V182H106ZM141 183H142V182H141ZM164 183H165V182H164ZM248 183H249V182H248ZM252 183H253V182H252ZM262 183H263V182H262ZM9 184L11 185V183H9ZM9 184H8V186H9ZM39 184H40V183H39ZM102 184H103V183H102ZM111 184H112V183H111ZM135 184H136V183H135ZM138 184H139V183H138ZM150 184H151V182H150ZM158 184H159V183H158ZM212 184L214 185V183H212ZM249 184H250V183H249ZM35 185H36V184H35ZM148 185H149V184H148ZM159 185H160V184H159ZM210 185H211V184H210ZM233 185H235V184H233ZM236 185H237V184H236ZM244 185H245V183H244ZM254 185H255V183H254ZM258 185H259V184H258ZM262 185L264 186V184H262ZM3 186H4V185H3ZM28 186H30V185H28ZM91 186H92V185H91ZM125 186H126V185H125ZM137 186H138V185H137ZM143 186H144V184H143ZM171 186H172V185H171ZM246 186H247V184H246ZM246 186H245V187H246ZM250 186H251L250 188L253 187L252 184H250ZM259 186H260V185H259ZM92 187H93V186H92ZM113 187H114V186H113ZM139 187H140V186H139ZM152 187H153V186H152ZM168 187H169V186H168ZM168 187H166V188H168ZM172 187H173V186H172ZM233 187H234V186H233ZM8 188H9V187H8ZM30 188H31V187H30ZM95 188H98V187H96V185H95ZM100 188H101V187H100ZM104 188H105V187H104ZM147 188H149V187H147ZM154 188H155V187H154ZM156 188H157V187H156ZM162 188H163V187H162ZM166 188H165V189H166ZM212 188H213V187H212ZM212 188H211V189H212ZM218 188H219V187H218ZM229 188H230V186H229ZM229 188H228V189H229ZM250 188H247V190L250 189ZM258 188H259V187H258ZM11 189H12V188H11ZM11 189H10V190H11ZM145 189H146V187H145ZM151 189H152V188H151ZM201 189H202V188H201ZM236 189H237V188H236ZM244 189H245V188H244ZM27 190H28V189H27ZM32 190H33V189H31V191H32ZM94 190H95V189H94ZM97 190H98V189H97ZM103 190L105 191V189H103ZM137 190H138V189H137ZM143 190H144V189H143ZM154 190H155V189H154ZM154 190H152V191H154ZM214 190H215V189H214ZM214 190H213V191H214ZM250 190H251V189H250ZM255 190H256V188H255ZM104 191H103V192H104ZM235 191H236V190H235ZM155 192H156V191H155ZM203 192H204V191H203ZM203 192H202V193H203ZM214 192H215V191H214ZM248 192H249V191H248ZM250 192H251V191H250ZM262 192H263V191H262ZM262 192H261V195H262ZM0 193H1V192H0ZM13 193H14V192H13ZM28 193H29V192H28ZM32 193H33V192H32ZM133 193H134V192H133ZM140 193H141V192H140ZM151 193H152V192H151ZM157 193H158V192H157ZM204 193H205V192H204ZM206 193H207V192H206ZM211 193H212V192H211ZM236 193H237V192H236ZM238 193H239V192H238ZM257 193H258V192H257ZM8 194H9V193H8ZM30 194H31V193H30ZM101 194H102V193H101ZM143 194H144V193H143ZM145 194H146V193H145ZM207 194H209V193H207ZM220 194H221V193H220ZM246 194H247V193H246ZM2 195H3V194H2ZM13 195H14V194H13ZM31 195H32V194H31ZM123 195H124V194H123ZM159 195H160V194H159ZM203 195H204V194H203ZM203 195H201V196L204 197L205 195H204V196H203ZM213 195H215V194H213ZM217 195H218V194H217ZM261 195H260V196H261ZM263 195H264V194H263ZM0 196H1V194H0ZM4 196H5V195H3L2 198H4ZM78 196H79V194H78ZM133 196H134V195H133ZM144 196H145V195H144ZM150 196H151V195H150ZM150 196H149V197H150ZM171 196H172V195H171ZM211 196H212V195H211ZM231 196H232V195H231ZM247 196H248V194H247ZM8 197H9V196H8ZM164 197H165V196H164ZM224 197H226V196H224ZM224 197L222 196V198H224ZM256 197H257V195H256ZM2 198H1V199H2ZM136 198H137V197H136ZM136 198H135V199H136ZM154 198H155V197H154ZM219 198H220V197H219ZM232 198H233V197H232ZM132 199H133V198H132ZM135 199H134V200H135ZM159 199H160V198H159ZM162 199H163V197H162ZM211 199H212V197H211ZM237 199H238V198H237ZM253 199H254V198H253ZM4 200H6V197L4 198ZM8 200H9V199H8ZM34 200H36V199H34ZM75 200H76V199H75ZM152 200H153V199H152ZM163 200H164V199H163ZM224 200H225V199H224ZM234 200H235V199H234ZM248 200H249V199H248ZM2 201H3V199H2ZM73 201H74V200H73ZM150 201H151V200H150ZM157 201H158V200H157ZM170 201H171V200H170ZM219 201H221V200H219ZM219 201H218V202H219ZM70 202H71V201H70ZM70 202H69V203H70ZM83 202H84V201H83ZM133 202H134V201H133ZM152 202H153V201H152ZM158 202H159V201H158ZM162 202H163V201H162ZM162 202H161V203H162ZM167 202H168V201H167ZM211 202H213V201H211ZM223 202H224V201H223ZM223 202H222V203H223ZM9 203H10V202H9ZM67 203H68V202H67ZM75 203H77V202H75ZM136 203L138 204V203H140V202H136ZM142 203H143V202H142ZM154 203H156V202H154ZM154 203H153V204H154ZM168 203H170V202H168ZM201 203H202V202H201ZM85 204H86V203H85ZM150 204H151V203H150ZM157 204H158V203H157ZM210 204H211V203H210ZM228 204H230V203H228ZM228 204H227V205H228ZM11 205H14L13 202L11 203ZM79 205H80V204H79ZM130 205H131V204H130ZM138 205H140V204H138ZM138 205H137V206H138ZM151 205H152V204H151ZM155 205H156V204H155ZM131 206H132V205H131ZM160 206H163V205H160ZM164 206H165V205H164ZM222 206H223V205H222ZM224 206L226 207V205H224ZM73 207H74V206H73ZM75 207H76V206H75ZM77 207H78V206H77ZM84 207H85V206H84ZM138 207H139V206H138ZM138 207H137V208H138ZM157 207H158V206H157ZM165 207H166V206H165ZM229 207H231V206H229ZM6 208H7V207H6ZM65 208H66V207H65ZM134 208H135V207H134ZM202 208H205V207H203V204H202ZM223 208H224V207H223ZM226 208H227V207H226ZM62 209H63V208H62ZM154 209H155V208H154ZM154 209H153V213H154ZM158 209H159V207H158ZM60 210H61V209H60ZM66 210H67V209H66ZM74 210H75V209H74ZM74 210H73V212H75ZM82 210H84V208H83ZM129 210H130V209H129ZM162 210H163V209H162ZM164 210H166V209H164ZM164 210H163V212H164ZM205 210H206V209H205ZM205 210H204V211H205ZM54 211H56V210H54ZM54 211H53V215L56 213V212H54ZM68 211H69V209H68ZM68 211H67V212H68ZM76 211H77V210H76ZM137 211H138V210H137ZM159 211H160V210H159ZM6 212H7V211H6ZM64 212H65V210H64ZM67 212H66V213H67ZM133 212H134V211H133ZM157 212H158V211H157ZM202 212H203V211H202ZM216 212H217V211H216ZM216 212H215V213H216ZM2 213H5L4 210L2 211ZM83 213H84V212H83ZM139 213H141V212H139ZM142 213H143V212H142ZM159 213H160V212H159ZM220 213H221V212H220ZM220 213H219V214H220ZM93 214H94V213H93ZM145 214H146V213H145ZM164 214H165V213H164ZM168 214H169V213H168ZM201 214H202V213H201ZM205 214H206V213H205ZM5 215H6V213H5ZM56 215H57V213H56ZM60 215H61V212H60ZM69 215H70V214H67V216H69ZM75 215H76V214H75ZM100 215H101V214H100ZM100 215H98V216H100ZM116 215H118V214H116ZM136 215H137V214H136ZM217 215H218V213H217ZM229 215H230V214H229ZM67 216H65V217H67ZM77 216H78V214H77ZM83 216H84V215H83ZM85 216H87V215H85ZM219 216H220V215H219ZM62 217H63V216H62ZM103 217H104V216H103ZM103 217L101 216L100 218L104 219V221H105L106 218H105V217L103 218ZM133 217H134V216H133ZM217 217H218V216H217ZM220 217H225V215H222V216H220ZM75 218H76V217H75ZM85 218H86V217H85ZM115 218H116V217H115ZM137 218H138V217H137ZM146 218H147V217H146ZM212 218H213V217H212ZM225 218H226V217H225ZM225 218H224V220H225ZM3 219H5V218H3ZM51 219H52V218H51ZM54 219H56V218L54 217ZM67 219H69V218H67ZM116 219H117V218H116ZM118 219H119V218H118ZM120 219H121V217H120ZM120 219H119V220H120ZM127 219H128V218H127ZM155 219H156V218H155ZM215 219H216V215H215ZM219 219H220V220H219ZM221 219H223V218H218V219H216V220L221 221ZM1 220H2V219H1ZM5 220H6V219H5ZM121 220H122V219H121ZM121 220H120V221H121ZM136 220H138V219H136ZM156 220H157V219H156ZM2 221H3V220H2ZM2 221H1V223H2ZM6 221H7V220H6ZM8 221H9V219H8ZM50 221H52V220H50ZM107 221H108V220H107ZM107 221H106V222H107ZM150 221H152V220H150ZM10 222H11V221H10ZM10 222H9V223H10ZM52 222H54V221H52ZM55 222H56V220H55ZM57 222H58V221H57ZM114 222H115V220H114ZM114 222H113V223H114ZM116 222L118 223L119 221L117 220ZM130 222H133V221H130ZM205 222H206V221H205ZM133 223H134V222H133ZM149 223H151V222H149ZM4 224H6V223H4ZM93 224H94V222H93ZM137 224H138V223H137ZM165 224H167L166 221L163 222V226H166ZM57 225H58V224H57ZM105 225L107 226V224H105ZM108 225H110V224L108 223ZM147 225H148V224H147ZM110 226H111V225H110ZM114 226H115V225H114ZM123 226H124V225H123ZM132 226H134V225H132ZM144 226H145V225H143V228L146 229V227H144ZM163 226H162V227H163ZM53 227H54V226H53ZM94 227H95V226H94ZM108 227H109V226H108ZM115 227H116V226H115ZM117 227L119 228L118 224H117ZM136 227H137V226H136ZM138 227H139V226H138ZM147 227H148V226H147ZM96 228H97V227H96ZM96 228H93V229L95 230ZM106 228H107V227H106ZM109 228H110V227H109ZM118 228H115V230L120 231ZM122 228L124 229V228H126V227L124 226V227H122ZM134 228H135V227H134ZM139 228H140V227H139ZM110 229H112V228H110ZM123 229H122V231H123ZM147 229L149 230V228H147ZM147 229H146V231H147ZM105 230L107 231V229H105ZM125 230H126V229H125ZM125 230H124V232H125ZM128 230H129V229H128ZM128 230H127V232H128ZM132 230H133V229H132ZM134 230H135V229H134ZM163 230H164V229H163ZM0 231H1V230H0ZM28 231H29V230H28ZM62 231H63V230H62ZM62 231H61V232H62ZM68 231H69V230H68ZM68 231H67V233H68ZM84 231H85V230H84ZM99 231H100V229H99ZM144 231H145V230H144ZM146 231H145V232H146ZM59 232H60V231H59ZM95 232L97 233V231H95ZM102 232L105 234V231H104V230H103ZM102 232H101V233H102ZM108 232H109V229H108ZM115 232H116V231H115ZM139 232H140V231H139ZM139 232H138V233H139ZM147 232H148V231H147ZM0 233H1V232H0ZM51 233H52V232H51ZM86 233H87V232H86ZM109 233H113L112 230H111V232H109ZM121 233H122V232H121ZM132 233H133V232H132ZM134 233H135V232H134ZM141 233H142V232H141ZM71 234H72V233H71ZM71 234H70V235H71ZM90 234H91V233H90ZM118 234H119V232H118ZM124 234H125V233H124ZM128 234H131V232H130V233L128 232ZM146 234H147V233H146ZM51 235H52V234H51ZM67 235H68V234H67ZM82 235H83V234H82ZM82 235H81V236H82ZM105 235H106V234H105ZM105 235H104V236H105ZM111 235H112V234H111ZM132 235H133V234H132ZM140 235H141V234H140ZM148 235H149V234H148ZM95 236H96V235H95ZM97 236H98V235H97ZM141 236H142V235H141ZM98 237H99V236H98ZM107 237H108V236H107ZM120 237H121V235H120ZM145 237H146V236H145ZM51 238H52V237H51ZM93 238H94V237H93ZM105 238H106V237H105ZM110 238L112 239L111 236H110ZM110 238H109V239H110ZM113 238H114V237H113ZM53 239H54V238H53ZM58 239H59V238H58ZM58 239H57V240H58ZM81 239H82V237H81ZM94 239L96 240L97 238L95 237ZM117 239H118V237H117ZM82 240H83V239H82ZM87 240H88V239H87ZM98 240L101 241L100 237H99ZM46 241H47V240H46ZM54 241H55V240H54ZM133 241H134V240H133ZM50 242H51V241H50ZM59 242H60V241H59ZM86 242H87V241H86ZM123 242H124V241H123ZM32 243H33V242H32ZM48 243H49V242H48ZM57 243H58V242H57ZM62 243H63V242H62ZM71 243H72V242H71ZM84 243H85V242H84ZM99 243H100V242H99ZM99 243H98L97 245H100ZM102 243H103V242H102ZM102 243H101V244H102ZM50 244H52V243H50ZM60 244H61V242H60ZM64 244H66V243H64ZM30 245H31V244H30ZM69 245H70V244H69ZM32 246H33V245H32ZM48 246H49V245H48ZM50 246H51V245H50ZM58 246H59V245H58ZM88 246H89V245H88ZM108 246H109V245H108ZM53 247H54V246H53ZM56 247H57V246H55L54 248H56ZM61 247H62V246H60V248H61ZM47 248H48V247H47ZM54 248H53V249H54ZM56 249H57V248H56ZM85 249H86V248H85ZM93 249H94V252H95V249H97V248L94 247ZM93 249H92V250H93ZM5 250H6V249H5ZM39 251H40V250H39ZM39 251H38V252H39ZM60 251H61V250H60ZM29 252H30V251H29ZM32 252H34V251H32ZM58 252H59V251H58ZM78 253H79V252H78ZM5 254H6V252H5ZM31 254L34 255V253H31ZM35 254H36V253H35ZM72 254H73V253H71V255H72ZM81 254H82V253H81ZM36 255H37V254H36ZM36 255H35V256H36ZM58 255H59V254H58ZM65 255H66V254H65ZM35 256H34V257H35ZM58 258H59V257H58ZM65 259H66V257H65ZM0 264H1V263H0ZM2 264H3V263H2Z\"/></svg>",
	"mask_w": 264,
	"mask_h": 264
},
{
	"label": "crops",
	"instance_id": "crops-1",
	"mask_svg": "<svg viewBox=\"0 0 264 264\" xmlns=\"http://www.w3.org/2000/svg\"><path fill=\"white\" fill-rule=\"evenodd\" d=\"M73 170H74L72 171L73 180L76 184L84 183L86 180L89 179V177L86 175L87 173H90V169H85V168L81 169L79 167H76ZM94 173L98 174L101 180V175L103 174L101 168H99V170L95 171ZM98 176L95 175L94 177L95 180L97 179ZM214 235L212 240H209L207 242L197 241L193 243V245L190 246L189 249H187L184 243H178V242L176 243L175 241H165V240L156 241L153 243V245L149 247L150 248L149 254L151 256L146 261H141L138 258H135L134 260H128L123 256L122 257L120 256L116 257L113 255L110 257L106 256V254L102 253L103 243L102 241L98 240L99 237L101 239V235H98L99 237L95 236L97 239L93 241L94 247L97 248L95 249V252L94 250H91V246L90 247L74 246L73 256L46 264H177V262L179 261H185V263L183 262L184 264H222V263H218L219 262L217 261L219 260L218 257L216 255H213V253L211 252L210 249L211 245L215 244L217 246L226 243L228 245L235 247L239 244V242L235 238H231L226 234H223L222 231L217 232ZM98 243L100 245H97ZM175 244L179 245V249L177 252L170 254L171 253L170 246ZM191 249L198 251L200 255H197V257L187 260L183 254H188L189 250ZM207 251L210 252L209 255H207L208 254ZM226 264H234V262L233 263L228 262Z\"/></svg>",
	"mask_w": 264,
	"mask_h": 264
}]
</instances>
